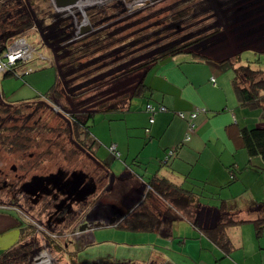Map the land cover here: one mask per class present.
<instances>
[{
	"label": "rangeland",
	"instance_id": "1",
	"mask_svg": "<svg viewBox=\"0 0 264 264\" xmlns=\"http://www.w3.org/2000/svg\"><path fill=\"white\" fill-rule=\"evenodd\" d=\"M131 2L79 0L76 6L67 11L57 10L49 0H7L2 3L6 17L4 26L0 28V43L10 36L24 35L49 61L36 57L34 62L18 66L16 75L0 74V127H34L32 138L36 139L35 143H25L30 146L25 152L10 151L0 139V186L5 180L13 184L17 178L20 179V186L22 182H31L34 175L49 176L61 172L66 179L74 171L84 172L88 174L90 183L94 180L89 175L95 177L97 192H91L90 197L82 203H79L82 200L76 201L77 196L73 202L72 198L67 200L65 204L70 207L67 210L76 212L79 217L82 210L88 211L100 200L117 203L123 194V187L129 188L130 184L122 186L117 182L120 191L113 195L104 192L110 184V176L90 159L91 151L81 148L69 133H65L70 128L69 113L92 112L97 109L95 106L98 103H107V106L116 100L122 103L119 110H95L88 121L90 133L96 136L95 145L101 157L119 174L132 162L131 158L126 157V132L134 129L136 132L142 129L143 132L145 126L141 106L147 101L146 97L135 98L133 109L126 111L120 97L131 93L141 69L149 64L147 62L162 52L181 47L215 59L213 64L222 71L226 69V77L234 78V68L239 65L250 64L264 70V0H162L130 13ZM188 9L186 17L178 16V12ZM83 15H86L91 31L78 36ZM21 16L26 17L24 23H32V28L17 34ZM95 34L97 38H89ZM101 40H104L101 47L80 53L82 49ZM241 52L240 63H235L233 67L228 65L229 62L225 60L236 61ZM74 54L76 58L71 59L70 56ZM178 56L194 58L192 54L183 53L174 57ZM201 62L211 61L203 59ZM57 80L56 90L60 97L51 95L45 98V93ZM240 80L244 81L243 75ZM1 97L6 104L1 105ZM6 110L10 111L4 114ZM255 110L264 115L262 108ZM58 132L61 134L58 135ZM3 136L6 133L1 129L0 138ZM56 142L57 145L54 144ZM113 143L117 144L120 157L110 151L109 147ZM130 145L132 149L140 146L134 140ZM48 149H51V153L47 152ZM14 167L16 172L12 170ZM137 168L144 170L143 167ZM2 189L0 203L15 202L11 204L24 205L29 209V198L23 195L8 196L6 193L10 190ZM64 193L58 190L49 192L58 199V203L67 198ZM134 201L123 211L129 210ZM45 204H48V208ZM10 212L14 216L18 215ZM32 212L46 224L49 222L59 226L56 219L59 215L55 213L51 198L45 196ZM96 230L97 239L94 243L87 245L82 233L73 239V242L79 241L80 246L72 243L61 253L52 246L48 255L56 264H93L96 261V264H232V260L235 264V259L231 258L235 254L234 250L228 255L218 247L216 251L213 244L209 245L208 237L187 221L175 226L171 239L154 233L119 230L113 225ZM42 243L41 234L36 231L25 238L22 244L31 245L26 264H35L36 256L44 249ZM239 256L241 259L242 255Z\"/></svg>",
	"mask_w": 264,
	"mask_h": 264
},
{
	"label": "crops",
	"instance_id": "2",
	"mask_svg": "<svg viewBox=\"0 0 264 264\" xmlns=\"http://www.w3.org/2000/svg\"><path fill=\"white\" fill-rule=\"evenodd\" d=\"M187 54L194 55V58L168 57L152 65L144 76L148 87L145 94L129 99L125 105L126 111L132 110L135 98L147 99L146 104L141 106L145 126L143 132L142 129L126 132V157L131 158L132 162L124 171L117 174L108 166L97 150L96 136L91 134V151L95 155H91L90 159L97 166L104 164L111 179L106 188L107 195H113L117 191V180H122V186L129 183L130 187H123L119 202L100 200L87 211L84 222L92 225V228L83 237L88 242L87 245L94 243L97 239L95 229L107 225L116 228L119 220L140 203L162 220L158 231L141 233H154L168 239L173 238V231L178 223L187 221L203 233L204 230L218 226L225 215L235 214L238 219L246 222L228 228L227 234L235 251L231 258L235 259V264H264V236L257 239L251 224L260 203L264 201V161L259 156L250 157L241 138L243 130L260 125L264 115L255 110L260 107L240 102L234 89L233 76L226 77V69L222 71L213 64L215 59L203 53ZM203 59L211 62H201ZM56 68L59 74L58 65ZM212 78H215V84L211 81ZM26 86L29 87L27 84ZM47 93L48 91L45 94ZM148 103L167 109L155 115L154 123L149 122V114L146 112ZM196 111L198 115L193 119L195 132L190 142H185L188 122L191 114ZM179 113H184L185 117L181 118ZM146 129L150 132L146 133ZM133 140L135 144H140L138 149L130 147ZM171 149L174 154L165 163L167 152ZM138 166L144 170H139ZM234 168L237 170L236 177L232 179L230 170ZM79 173L84 175L83 186L94 185L97 188L94 181H87L88 175ZM159 179H166L182 189L183 196L185 199L189 198V203L181 200L182 203L177 204L172 199H164L152 187V183ZM148 188L150 191L147 192ZM90 194L91 192L87 196ZM131 201L135 202L133 207L129 206L131 208L124 212V207ZM56 219L60 222L58 229H75V223H69L61 216ZM31 231L18 215L0 210V258L4 252L19 246L25 238L31 236ZM202 240L203 238L201 242ZM209 241V245L213 244L217 251V246ZM78 242L75 240L72 245L80 246ZM238 250H241L240 253ZM239 255H242L241 259ZM230 262L234 264L233 260Z\"/></svg>",
	"mask_w": 264,
	"mask_h": 264
},
{
	"label": "trees",
	"instance_id": "3",
	"mask_svg": "<svg viewBox=\"0 0 264 264\" xmlns=\"http://www.w3.org/2000/svg\"><path fill=\"white\" fill-rule=\"evenodd\" d=\"M132 1L137 2L139 0H132ZM188 11L189 9L181 10L177 14L181 18L186 17L188 14L187 13ZM5 17H6V12L4 11V4H2L0 5V28L4 26L3 21L5 20ZM24 19H26V17L21 16L22 21L19 26L20 30L17 34L30 30L32 28V23L30 21H27L24 23L23 22ZM93 36L97 38V34L92 35L89 38H92ZM16 37L17 35L10 36L6 38L2 43H0V56L7 50V47L9 46L7 43L10 41H13ZM103 44H104V40H101L98 43L93 44L92 46H87L86 48L82 49L80 53H83V52L87 53L92 48L101 47ZM182 53L187 54V53H192V52H190L189 50H184L181 47L172 48L170 50L162 52L159 56L147 62L149 64L145 68L141 69L142 70L141 75L139 79L137 80V83L132 88L131 93H125L120 97V99L124 101V104L126 105L127 104L126 102H128V100L133 97H139L145 94V92L147 91L146 89L148 87L145 84L144 76L147 70L152 65H154L155 63L165 58L174 57L175 55L182 54ZM241 54L242 52L237 55L236 61H233V62L230 60H225V61H228L229 62L228 65L233 67L235 63H238V64L240 63ZM70 58L75 59L76 54L70 56ZM19 65H25V64H18V66ZM57 65H58V62H57ZM234 69H235L234 70L235 75L233 79V84H234V89L240 99V102L243 105L260 107L264 111V70L261 68L254 69V67H252V65L250 64L241 65ZM11 74L12 73H7L5 74V76H10ZM241 75L244 76V81L240 80ZM57 83H58V80L55 83V85L52 86V88L48 91L49 94L47 93L48 95L47 94L44 95L45 98H48L51 95H54L55 97H60V95L57 93V90H56ZM119 102H120L119 100H116L115 103L110 104L109 106H107V103H98L95 106V108H97L95 110H103V109L119 110L122 104V103L119 104ZM108 107H111V108H108ZM9 111L10 110H6L3 113L6 114ZM94 111L69 113L68 116H69L70 128L68 131L65 130V133H69L70 136L73 137L74 141L78 143L82 148L86 149L87 151L88 150L91 151L93 147V141L90 140L91 133H90L89 126H88V121L90 120V118L93 117ZM149 118H150V115H149ZM1 129L3 133H6V136H3L0 138L2 139L1 143L5 147H7L10 151L25 152L29 150V147H30L27 144H29V142L35 143L36 141V139L32 138L34 127L22 126L19 128L17 126L4 127V125H2ZM52 131H56V130L53 129ZM10 133H12L11 136H10ZM52 133L57 135V133H54V132ZM60 134L61 133L58 132V135ZM241 138H242L244 147L247 149L249 156L250 157L259 156L264 161V117H263V122L257 127L253 129H244ZM54 144L57 145L58 142ZM47 152L51 153V149H48ZM91 153L95 155L94 152L91 151ZM71 155H73L72 152H71ZM34 157H36V159L38 158V156L36 155ZM37 166L39 167V164H37ZM98 166L104 170L107 169V167L102 163L98 164ZM236 171L237 170L235 168L230 170V174H231L230 176L232 179L236 177ZM121 181L122 180L117 181V182H119V184L123 183ZM152 187L164 199H167V200L172 199L171 201L176 202L177 204L182 203L181 200H186L189 203V198L188 197H186L187 199L184 198L183 193L181 191L182 189L172 185L166 179L155 180L152 183ZM161 221H162L161 218L156 213L149 210L143 203H140L136 207H134L131 211H128L126 215L123 216L121 220H119V222L116 224V228L119 230H126V231H131V232H155L160 229ZM245 222H246L245 220L238 219V217L235 214L225 215L223 218V221L218 226H216L214 229L204 230L203 233L219 249H221L225 254L228 255L233 251V246H232L230 238L228 237L226 233L227 229L233 226L243 224ZM251 224L254 227L256 238L257 239L262 238L264 236V201L260 203L258 211L256 212V217L254 220L251 221ZM29 228L32 230L31 232L33 233L34 228L32 227H29ZM50 243L60 253L64 252L63 250L67 249L65 248L66 247L65 243L63 244L64 245L63 246L62 242L60 243L58 242V240L51 239ZM30 251H31V245L21 243L19 246L13 247L10 250L4 252L0 258V264H15V262H18V264H26L30 257Z\"/></svg>",
	"mask_w": 264,
	"mask_h": 264
},
{
	"label": "flooded vegetation",
	"instance_id": "4",
	"mask_svg": "<svg viewBox=\"0 0 264 264\" xmlns=\"http://www.w3.org/2000/svg\"><path fill=\"white\" fill-rule=\"evenodd\" d=\"M1 99H2V97H1ZM4 103L5 102L2 99L1 105H4ZM0 129H1V127H0ZM12 170H13V172L17 171L16 167H14ZM0 172H2V171L0 170ZM71 176H72V174L68 178L65 179L64 178V174H62L61 172H59L58 174H50L49 176H42V175L36 176V175H34V177L32 178L31 182L33 181L32 185L34 186V188H37L38 190H34V189H32L29 186L31 184V182H29L30 184L27 183V182H25L26 184L22 182L21 185L18 186L19 182H20V179H18V178L16 179L17 181L15 183H13V184L12 183H8L7 180H5V183L3 182V185L0 186V191H1V188L3 187L2 190H10L9 192L6 193L8 196L12 195V196L20 197L21 195H23V196L27 197L26 199L29 198V201H28L29 209H27L24 205L11 204V203H15V202H9V203L1 202L0 203V210H9V211H13V212L17 213L18 216L20 217L21 221L24 224H26L27 226L32 227V228H34L36 226V224H39V225L44 226L47 229H49V227H50L49 230L54 231V232L65 231V230H62V229H58V225L57 224H55L56 228H55V225L51 226V224L49 222H48V224H46L45 221H43L40 218H38L37 216H35V214L32 212L34 207H36L41 201H43L45 196H47V197L51 198L52 201L54 202V206L56 208V212L55 213L61 212V215H59V216H61L62 219H66L69 223H75L74 224V227H75L74 230H72V231L66 230V231H69V232L80 231L81 234L82 233H86L87 230L92 228V225L86 224L84 222L85 215H86L87 211L82 210V212H81L82 214H80V216L78 217L76 212H74L72 210L71 211L67 210V208H70V207H67V204L60 205L62 202L58 203V199L56 197H54V196H51V194H49V192L51 190H58L59 192L64 193L63 190H62L63 184L68 179H70ZM89 176H91L92 179L96 182V179H95V177L93 175H89ZM38 179H41V181H39ZM46 180H48V182ZM87 181H88V179H87ZM87 181H86V184H87ZM106 188L104 189L105 193H106ZM81 189L82 188H80L78 190V192L76 193V195L72 198V202L76 198V196H77V200L76 201H78V200L81 201L82 200L79 203H82L85 198L90 197V196H86L85 198H82L81 195L83 193L80 191ZM64 190H66V189H64ZM116 190H117L116 192H118V190H119L118 187L116 188ZM96 192H97V188L95 189V191H93V194H95ZM121 196H122V193H121ZM16 203H19V202H16ZM50 203L51 202H49V204ZM45 205L48 208V206H47L48 204H45ZM9 207H11V208H9ZM24 215H26L28 217V219ZM58 223L60 224V222H58ZM84 226H85V229L81 230ZM54 228H55V230H54ZM81 234H80V236H81ZM75 239H77V238H75ZM58 242H60V243L63 242V243H65V246L68 247L70 244L73 243V239H70V240H67V241H64V240H60L59 241L58 240ZM68 242H69V244H68ZM96 262L93 263V264H96Z\"/></svg>",
	"mask_w": 264,
	"mask_h": 264
},
{
	"label": "built area",
	"instance_id": "5",
	"mask_svg": "<svg viewBox=\"0 0 264 264\" xmlns=\"http://www.w3.org/2000/svg\"><path fill=\"white\" fill-rule=\"evenodd\" d=\"M7 0H0V4L6 2ZM53 5L54 0H49ZM79 2V1H78ZM77 2V3H78ZM75 4V6L77 5ZM73 6H69L66 8H56L57 10L61 11H67L70 8H73ZM86 16V15H85ZM87 21V17H86ZM36 57H40V60L42 61H49V59L46 56H42L41 53L38 51V49L31 45L28 40L25 38V36H17L12 43L7 47V50L0 56V74H7V73H12L13 75H16L17 72L15 68L18 66V64H27L32 62ZM28 72H31L30 70ZM27 72V73H28ZM215 84V78H212L211 80ZM146 110L150 115L149 122L154 123L155 121V115L161 112H165L167 109L164 106H157L153 104H147L146 105ZM198 115V111L193 112L191 114V120L188 122V130L185 134L184 141L188 142L191 140L192 135L195 132V124L193 122V119ZM179 116L181 118H184V113H179ZM150 130L146 129V133H149ZM110 151L114 153L117 157H120V152L117 151V145L112 144L109 147ZM174 154V150L171 149L167 152L166 158L164 162L166 163ZM150 188H148L149 190ZM11 208V207H9ZM27 219L28 217L24 215ZM34 231L37 233L41 234V239L43 241V248L46 250H42L35 258L34 263L35 264H56L57 262L53 259L50 258L48 255L49 250L52 248V245L50 243L51 239L54 240H70V239H75L76 236H80V231H62V232H54L51 230L45 229L44 226L36 224L34 227Z\"/></svg>",
	"mask_w": 264,
	"mask_h": 264
},
{
	"label": "water",
	"instance_id": "6",
	"mask_svg": "<svg viewBox=\"0 0 264 264\" xmlns=\"http://www.w3.org/2000/svg\"><path fill=\"white\" fill-rule=\"evenodd\" d=\"M78 1L79 0H54V4H55L56 8H66V7L75 5ZM159 1H161V0H142L140 2L134 1V2H131V4H129V11H130V13H133V12L142 10L145 7L152 5V4L159 2ZM90 31H91V28L88 27V25H87L86 16L83 15V22L80 24L79 31L77 34H78V36H84L85 34H87ZM83 178H84L83 173L74 172L72 174L71 178L68 179L63 184L62 190H63V192H65L67 194V198L62 201L61 205H64L67 202V200H70L71 198H73L80 188H82L80 190L83 193L81 195L82 197L87 196L92 191H95L94 185L91 187L83 186L84 185V179ZM38 180L41 181V179H38ZM48 180H46V181L48 182ZM32 184L33 183H31L29 186L34 190H38L37 188H34V186ZM64 189H66V190H64ZM84 229H85V226L81 230H84Z\"/></svg>",
	"mask_w": 264,
	"mask_h": 264
},
{
	"label": "clouds",
	"instance_id": "7",
	"mask_svg": "<svg viewBox=\"0 0 264 264\" xmlns=\"http://www.w3.org/2000/svg\"><path fill=\"white\" fill-rule=\"evenodd\" d=\"M46 64H47V63H46ZM113 144H115V143H113ZM111 145H112V144H111ZM111 145H110V146H111ZM148 191H150V189H149V190L147 189V192H148Z\"/></svg>",
	"mask_w": 264,
	"mask_h": 264
}]
</instances>
